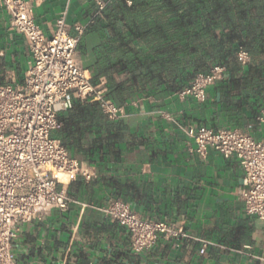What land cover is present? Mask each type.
I'll return each mask as SVG.
<instances>
[{
  "label": "crops",
  "instance_id": "1",
  "mask_svg": "<svg viewBox=\"0 0 264 264\" xmlns=\"http://www.w3.org/2000/svg\"><path fill=\"white\" fill-rule=\"evenodd\" d=\"M28 1L48 35L65 9L70 24L87 25L76 57L92 79L106 85L108 77L99 66L107 56L116 57L119 35L130 36L125 21L114 18L108 8L91 22L97 0ZM30 61L26 37L0 2V82L22 84ZM249 63H241L243 71L228 69L208 87L203 101L181 96L178 88L168 86L162 70L153 71L144 87L126 93L110 90V97L125 104L127 112L110 119V126L96 124L76 140L60 134L62 126L57 129L71 154L86 161L95 174L90 179L78 176L82 184L74 187L76 195L67 208H51L25 222L13 241L15 259L21 264H264V220L246 210L241 160L215 150L202 156L180 127L188 122L232 126L260 137L257 116L264 93L244 83L250 78L244 72ZM93 140L95 148L83 147ZM76 180L65 184L66 190ZM112 197L123 198L144 217L182 226L189 236H161L150 248L135 252L128 227L93 206ZM203 240L211 242L204 251Z\"/></svg>",
  "mask_w": 264,
  "mask_h": 264
},
{
  "label": "built area",
  "instance_id": "2",
  "mask_svg": "<svg viewBox=\"0 0 264 264\" xmlns=\"http://www.w3.org/2000/svg\"><path fill=\"white\" fill-rule=\"evenodd\" d=\"M109 1L97 0L91 22ZM0 2L7 9L12 25L26 37L31 52L22 84L0 82V264H21L14 257L12 246L25 222L51 208H67L73 198L65 184L80 175L90 179L95 174L86 161L71 154L64 139L56 134L62 126L61 112L71 106L75 98L97 102L109 119L122 118L127 112L125 104L114 101L104 83H94L77 60L76 52L86 24H70L65 9L57 18L54 31L48 35L36 22L28 0ZM237 57L243 65L252 59L243 46L238 48ZM227 71L225 64H214L210 70L195 74L178 93L203 101L208 87L223 78ZM257 119L262 127L260 137L240 127L214 128L193 122L180 124V127L194 140L195 150L202 156L215 150L225 157L236 155L241 160L245 170L241 196L246 210L264 220V106ZM93 206L128 227L131 246L137 253L153 246L161 236H189L182 226L140 215L120 197ZM209 243L203 240L201 250Z\"/></svg>",
  "mask_w": 264,
  "mask_h": 264
},
{
  "label": "trees",
  "instance_id": "3",
  "mask_svg": "<svg viewBox=\"0 0 264 264\" xmlns=\"http://www.w3.org/2000/svg\"><path fill=\"white\" fill-rule=\"evenodd\" d=\"M108 8L114 18L125 21L130 32V36H118L122 48H117L116 57L107 56L99 66L108 77V95L112 89L126 93L144 87L146 76L156 70L166 74L168 86L174 89L217 63L239 72L243 69L237 57L240 46L252 57L244 69L250 78L244 83L264 93V0H132L131 4L110 0ZM116 74L123 76L117 79ZM98 106L95 101L75 98L60 115V134L76 140L96 124L110 126L111 120ZM96 145L93 140L83 147ZM81 184L80 177L71 182L68 194L76 195L74 187Z\"/></svg>",
  "mask_w": 264,
  "mask_h": 264
}]
</instances>
